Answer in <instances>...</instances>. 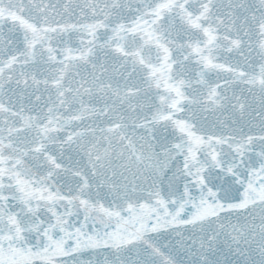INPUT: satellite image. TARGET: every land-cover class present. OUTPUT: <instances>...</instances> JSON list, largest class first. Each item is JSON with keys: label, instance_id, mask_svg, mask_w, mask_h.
I'll use <instances>...</instances> for the list:
<instances>
[{"label": "snow or ice", "instance_id": "snow-or-ice-1", "mask_svg": "<svg viewBox=\"0 0 264 264\" xmlns=\"http://www.w3.org/2000/svg\"><path fill=\"white\" fill-rule=\"evenodd\" d=\"M0 264H264V0H0Z\"/></svg>", "mask_w": 264, "mask_h": 264}]
</instances>
